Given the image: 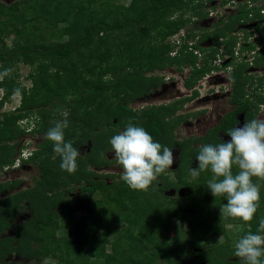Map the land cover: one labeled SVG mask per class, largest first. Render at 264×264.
<instances>
[{"label":"trees","instance_id":"16d2710c","mask_svg":"<svg viewBox=\"0 0 264 264\" xmlns=\"http://www.w3.org/2000/svg\"><path fill=\"white\" fill-rule=\"evenodd\" d=\"M214 1L0 2V72L13 70L0 80V172L12 167L16 154L22 153V148L18 149L21 137L27 133L42 136L37 149L22 160L40 171L35 186L13 193L22 180L0 183V264H10L6 260L12 255L31 264H199V259L191 258L193 249H202L203 258L208 247L216 246L225 224L224 219L221 227L212 223L220 219L213 211L214 203L221 207L227 201L224 197L217 201L207 188L210 170L193 178L189 169L198 164L200 146L224 142L219 133L226 134L237 120L226 117L205 136L180 140L175 130L189 117L179 112L186 102L198 97L197 91L173 104L131 107L161 86L164 79L154 75L156 71L176 67L182 73L192 67L184 86L194 88L214 69L220 39L228 45L226 52L233 54L236 38L232 39L231 33L239 25L258 20L264 40V3L249 9L248 4L240 3L239 14L220 20L213 29L203 28L199 41L188 46L189 39L197 36L189 25L218 10ZM235 1L220 0V5ZM207 5L212 6L208 9ZM183 29H188L186 39L172 57L174 47L167 40ZM11 36L9 46L6 41ZM209 40V48L201 47ZM196 50L204 54L200 64ZM20 64L32 68L27 76L30 88L20 81ZM263 64L259 58L258 65ZM247 68L248 64L241 63L231 72V101L236 112L247 111L246 119L251 121L264 103V76L254 80ZM248 84L257 86L252 94L246 92ZM17 87L21 88L20 106L3 112ZM62 111L69 114L65 140L79 152L89 146V151L78 157V168L72 174L60 169L61 158L53 151V143L45 139L53 122L64 118ZM129 122L143 127L155 142L179 151L177 167L160 174L147 190H132L122 179L99 173L112 163L107 158L113 151L110 139ZM237 171L234 166L233 172ZM106 178L113 180L108 183ZM181 186L191 188V195L166 193H176ZM78 212L92 217L77 220ZM24 213L28 217L20 220ZM195 215L206 218H192ZM175 217L187 222L190 229L184 232L182 226L173 225ZM248 229L242 237L248 232L264 235L257 233L258 228ZM9 232L12 234L5 237ZM225 247L218 254L221 260L231 249ZM215 260L213 257L209 264Z\"/></svg>","mask_w":264,"mask_h":264},{"label":"clouds","instance_id":"9594fccd","mask_svg":"<svg viewBox=\"0 0 264 264\" xmlns=\"http://www.w3.org/2000/svg\"><path fill=\"white\" fill-rule=\"evenodd\" d=\"M214 25L212 24L210 29H213ZM187 30L183 29L169 37L173 39L170 44L174 47L172 53L175 55L178 54L186 39ZM200 32L199 28L194 30L197 36L194 40L189 39L188 46H194L199 41ZM252 34L249 33V36H252L249 39L248 33L243 28H237L231 33L232 39L236 38V44L232 47L233 54L226 52L228 45L225 44L224 38L220 39L219 51L212 62L214 69L202 80L217 70L228 71L230 69L228 72L230 76L235 65L241 63L248 64L247 74L249 77L253 76L249 68L255 67L256 70L258 60L262 57L252 62L251 52L262 49L264 40L260 41L258 35ZM249 43H251V49H248L247 44ZM194 52L201 57L200 64L204 54L199 50ZM192 69V67L185 69V71L190 70L186 79L191 75ZM12 71L8 68L0 72V80L8 77ZM202 80L196 86H201ZM12 94L14 97L21 95V88H14ZM260 107L262 108L258 114H264V104ZM60 115L64 118L53 122V126L45 134V139L53 143V151L61 158L60 169L72 174L78 168L77 161L80 152L72 142L65 140V129L69 126L68 112L62 111ZM226 135L230 139L222 143L201 145L196 157L198 166L189 169V172L193 178H197L202 172L211 171L212 176L207 181V188L215 198L224 197L227 201L220 207L221 219L238 217L244 222H249L253 220L261 199L260 185L254 183L253 178H264V118L246 121L243 126L229 129ZM110 144L115 160L122 167L121 179L132 190H147L153 181L174 163L173 151L170 148L155 142L143 127L135 126L131 122L123 131L110 139ZM20 159L23 160L24 155ZM234 166L238 169L235 173L233 172ZM257 233H264V218L259 221ZM234 255L242 261V264H264V235L248 232L235 242Z\"/></svg>","mask_w":264,"mask_h":264},{"label":"rangeland","instance_id":"374dc122","mask_svg":"<svg viewBox=\"0 0 264 264\" xmlns=\"http://www.w3.org/2000/svg\"><path fill=\"white\" fill-rule=\"evenodd\" d=\"M19 0H0V2L6 4V5H11ZM212 6V5H211ZM211 6L207 5V8L210 9ZM214 13L209 15V18L202 22H197L189 25L193 30H197L198 28L202 31L203 28H211V25L214 24L219 18L222 16H225L226 14L229 13V6L227 5L226 7H218V10L213 11ZM218 14L220 15L218 17ZM202 33V32H200ZM199 33V34H200ZM12 38L13 36L9 37L7 39V44L10 46L12 44ZM173 39H168L167 42L172 43ZM211 44V40L205 41L202 43L201 47L203 48H209ZM175 55V53H172V56ZM219 63V61H218ZM20 81L24 86L27 88H30L32 86L31 81L27 78L29 73L31 72L32 68L30 66L20 64ZM255 70V67L249 68L250 72H253ZM190 70H186L184 73H180L176 70V67H171L167 68L163 71H156L154 75H160L163 77V82L161 83V86L153 88L152 93L148 95L145 99L136 101L132 103L131 107L138 109L137 107L141 106H150V105H162V104H173L177 101L184 100L188 97L193 96L195 90L198 92V97L194 98L192 101L186 102L185 108L179 112V114H184L188 116V120L183 121L175 130V137L177 139H186V138H193L194 136H200L204 135L210 128H213L218 125L219 123V117L217 116V105H222L225 111H228V109L234 108L232 104H230L229 100L232 97V92H233V83L230 79V76L228 71H215L212 72L213 74L210 75L209 77H206L204 80L201 81V86H196L192 90H187L184 87V81L186 80V77L188 76V72ZM153 74H147V76H151ZM251 87V86H250ZM198 88V89H197ZM253 91V89H251ZM264 90V88L262 89ZM247 91V90H246ZM255 92V91H254ZM248 93V91H247ZM217 95L215 98L214 95ZM2 96L0 92V97ZM230 98V99H229ZM21 104V97L15 96L13 97L12 101L7 103L5 107L3 108V112H12L16 108H18ZM142 108V107H141ZM200 112H203L199 114ZM258 118H264V116H258ZM239 119L241 120V116H239ZM35 120L32 119L31 122L33 123ZM28 121L23 122V125L26 124ZM241 125V123L239 124ZM238 126V127H239ZM31 129V128H30ZM225 137L224 134H221V137ZM195 138V137H194ZM21 140V145H19V148H22L24 151L22 154L17 153L15 156V164L12 167H5L2 169L0 172V183L7 182V181H15V180H22V185L20 188H17L13 191V193H16L20 191L21 189H30L35 186L36 181L40 179V171L35 165L31 164H22V155H24V159L28 158L30 155V152L34 151L36 149L37 143L41 142L42 136L38 135H31L30 133L25 134L23 137L20 138ZM17 149V150H18ZM89 151V146L84 147L80 150V154L84 155L86 152ZM173 151V156H174V163L172 166H170L169 170H173L177 167L178 164V155L179 151L176 149L172 150ZM107 158L109 162H112L111 165L108 168L101 169L99 173L101 172H106L110 174L111 176H115L116 180L121 179V172H122V167H119L120 165L114 158V153L113 151L107 154ZM197 167V164L193 165L192 167ZM112 173V174H111ZM108 183L112 182V178H106ZM253 182H256L257 184L260 185V194H261V199L259 201V208L257 212L254 215V218L252 221H249V228L251 229H256L259 228V221L260 219L264 218V178H256V180H253ZM191 191V188H189ZM189 190H186L183 196L189 195ZM189 191V192H188ZM78 193V190L74 191ZM169 194H173L172 192H167ZM95 198H100L99 196H95ZM218 198L216 200L218 201ZM181 201V200H179ZM184 203L185 200L181 201L180 203ZM225 204V203H223ZM215 208L213 209L214 213L217 214V218H220L218 220L213 221L212 223H216V227H221V215H220V205L217 204L216 202L214 203ZM187 212L193 213L194 210H186ZM28 217L27 213H24L20 220L25 219ZM92 216H88L84 214V212H78L76 214V219L79 220L81 218L89 219ZM192 218H206L202 216H193ZM238 218V217H237ZM233 222L239 221L240 223H243L247 225V222H243L242 219L238 218H230ZM237 223V222H235ZM173 224H178L182 226V228L187 232L188 226L182 225L179 223L177 219L173 220ZM248 226V225H247ZM223 228V227H221ZM239 227L234 224L233 230L236 232V230ZM242 227L240 226V231ZM230 230V229H229ZM249 230V229H248ZM232 232L230 235H232L231 243H232V249L234 250V245L235 242L239 240L237 237V233ZM12 234V232H9L8 234L5 235L7 237L8 235ZM218 239V238H217ZM221 242L223 239L220 240ZM218 249H222L224 246L221 245L220 243L216 244ZM226 248V247H225ZM228 255H231L230 253L232 252L231 249H228L227 251ZM10 264H31L28 262H23L21 259L18 257L12 255L7 258L6 260Z\"/></svg>","mask_w":264,"mask_h":264},{"label":"flooded vegetation","instance_id":"af4514ba","mask_svg":"<svg viewBox=\"0 0 264 264\" xmlns=\"http://www.w3.org/2000/svg\"><path fill=\"white\" fill-rule=\"evenodd\" d=\"M220 3V0H216V1H214V4L216 5H218V7H220L221 5L219 4ZM240 3H242V4H244V3H246V4H248V9L249 8H253V7H258L259 5H262L263 3H264V0H236L235 1V3H229L228 4V6H229V13L228 14H226L225 16H222L221 18H219L217 21L219 22L220 20H222L223 18H227L228 16H232V15H234V14H239L240 13V11H241V9L239 8V6L240 5H238V4H240ZM222 7V6H221ZM261 13L264 15V9H262L261 10ZM220 15L218 14V17H219ZM217 21L214 23V24H216L217 23ZM259 24H260V22L258 21V20H254V21H252V22H248V23H245V24H242V25H239L238 26V29H240V28H243L244 30H246V32L248 33V36H249V33L250 34H252V33H254V36L256 35H258L259 36V39H260V41H262V39H261V35H260V33H259V30H260V28H259ZM240 27V28H239ZM252 38V36H249V39H251ZM248 39V38H247ZM212 44V43H211ZM210 44V45H211ZM247 46H248V49H251L250 47H252L251 46V43H249V44H247ZM260 56H263L262 58L264 59V46H263V48L262 49H260L259 51H253V52H251V59H252V62L253 61H256L257 60V58L258 57H260ZM264 61V60H263ZM257 67V66H256ZM253 76L252 77H254V80H257L258 78H262L263 76H264V66L262 65V66H259L258 65V68L256 69V70H253ZM251 81V80H250ZM255 82V81H254ZM256 83V82H255ZM251 86V87H250ZM185 87V86H184ZM263 88H264V85H263ZM251 89H253V91L251 90ZM257 89V86H255V85H247V88H246V90L248 91V94H252L255 90ZM188 90V89H187ZM246 91V92H247ZM215 96V98L217 97V95L215 94L214 95ZM230 99V98H229ZM229 102H230V104H232L233 106H234V108H232V109H228V111H225L224 110V108H223V106L222 105H217V116L219 117V123H218V125L217 126H215V127H213V128H210L204 135H198V136H194L195 138H197V137H202V136H205L210 130H213V129H215L216 127H218V126H220L221 125V123H222V120L224 119V118H226V117H234L236 120H237V124L235 125V127H238L239 126V124L241 123V125H243L246 121H247V111H243V112H241V113H237L236 112V110H237V106L235 105V104H233V102L231 101V99L229 100ZM264 103H262V104H260L259 105V107L260 106H262ZM143 107V106H142ZM137 108H139V107H137ZM262 107H260V108H258V111L261 109ZM239 116H241V120L239 119ZM258 116L260 117V116H264V114H258V112L257 113H255V115H254V119H257L258 118ZM234 127V128H235ZM221 134H224V133H222V132H220L219 133V137L223 140V141H226V140H229L230 139V137H228L226 134H224V136L225 137H221ZM39 143H37V145H38ZM37 145H36V149H37ZM35 149V150H36ZM22 152H23V150H22ZM108 168V167H107ZM105 169V168H104ZM101 173H103V174H105V175H110V174H108V173H106V172H101ZM112 174V173H111ZM182 189H186V190H189V188L188 187H183V186H181V187H178V188H176V193H173L172 194V196L173 197H176L177 195H179V196H182L181 195V193H179L180 191H182ZM185 190V191H186ZM190 191V190H189ZM188 191V192H189ZM187 192V191H186ZM185 192V193H186ZM191 192H192V190L189 192V195H191ZM167 193V192H166ZM168 194V193H167ZM188 195V196H189ZM174 219H177L178 221H179V223H181L182 225H186V226H188V229H190V226H189V224L187 223V222H181L180 221V219H178V217H175ZM173 219V220H174ZM230 219V218H229ZM236 220H238V218H236ZM243 221V220H242ZM235 222H237V223H235ZM235 222H233L231 219L229 220V221H226L225 219H224V227L222 228V234L221 235H219L217 238V243H220L221 245H223L224 247H225V245L227 244L228 246H230V248L232 247V243H231V239H233L232 238V235H230L234 230H233V227H234V224L235 225H237V227H239L237 230H236V232L235 233H237V237L239 238H241L242 237V235H243V233L245 232V230L246 229H248L249 228V222H247V227H246V225L245 224H243V223H240L239 221H235ZM244 222V221H243ZM173 225H178V224H173ZM240 226L242 227L241 229V231H240ZM230 229V230H229ZM239 238V239H240ZM221 239H223V241L221 242L220 240ZM223 247V248H224ZM222 248V249H223ZM222 249H218L217 248V246H211V248H207V250L205 251V253L203 254L204 255V257L202 258L201 256V251H202V249H199V248H194L193 249V255H192V257L191 258H193V260L194 259H199L200 260V262H199V264H209V260L210 259H212L213 257H214V259H217V260H215L214 261V263H210V264H222L223 262H225V264H232L233 262H236V261H239L240 259L239 258H237L232 252L230 253L231 255H226V257L223 259V260H221V257L218 255L219 254V252L222 250ZM231 251H232V248H231ZM200 254V255H199ZM202 260V261H201ZM222 261V262H221ZM241 261V260H240ZM241 263H242V261H241Z\"/></svg>","mask_w":264,"mask_h":264},{"label":"water","instance_id":"95a60500","mask_svg":"<svg viewBox=\"0 0 264 264\" xmlns=\"http://www.w3.org/2000/svg\"><path fill=\"white\" fill-rule=\"evenodd\" d=\"M185 190L186 189H182V191H180L179 193H181V195L183 196L184 195V193H185ZM184 192V193H183ZM171 193V192H170ZM172 193H174V192H172Z\"/></svg>","mask_w":264,"mask_h":264}]
</instances>
